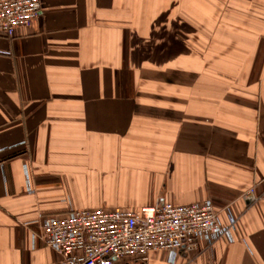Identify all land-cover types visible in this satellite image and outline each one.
Wrapping results in <instances>:
<instances>
[{
	"label": "crops",
	"instance_id": "0c3cea01",
	"mask_svg": "<svg viewBox=\"0 0 264 264\" xmlns=\"http://www.w3.org/2000/svg\"><path fill=\"white\" fill-rule=\"evenodd\" d=\"M40 2L0 36V264L58 259L40 217L162 202L223 235L117 264H264V0Z\"/></svg>",
	"mask_w": 264,
	"mask_h": 264
},
{
	"label": "built area",
	"instance_id": "2783aa9c",
	"mask_svg": "<svg viewBox=\"0 0 264 264\" xmlns=\"http://www.w3.org/2000/svg\"><path fill=\"white\" fill-rule=\"evenodd\" d=\"M40 9V0H0V36L11 37L30 26ZM254 188L247 194L253 195ZM218 215L211 202L80 209L40 217L37 235L58 255L51 264H117L125 258H145L150 251L197 250L201 236L223 235Z\"/></svg>",
	"mask_w": 264,
	"mask_h": 264
}]
</instances>
